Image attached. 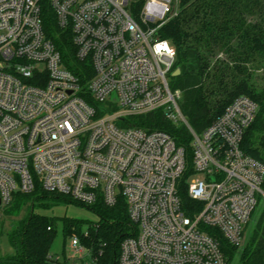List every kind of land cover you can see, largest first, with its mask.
<instances>
[{
  "label": "built area",
  "instance_id": "2783aa9c",
  "mask_svg": "<svg viewBox=\"0 0 264 264\" xmlns=\"http://www.w3.org/2000/svg\"><path fill=\"white\" fill-rule=\"evenodd\" d=\"M45 1L71 33L81 75L44 31ZM131 1L0 0V208L36 184L86 206L122 200L135 233L121 240L117 264H232L213 231L241 246L264 197V163L240 147L258 105L238 96L195 132L170 86L176 50L154 36L178 0H144L143 24ZM158 109L191 134L190 208L179 194L183 147L166 132L119 125ZM69 238L68 254L48 264H92L80 236Z\"/></svg>",
  "mask_w": 264,
  "mask_h": 264
},
{
  "label": "trees",
  "instance_id": "16d2710c",
  "mask_svg": "<svg viewBox=\"0 0 264 264\" xmlns=\"http://www.w3.org/2000/svg\"><path fill=\"white\" fill-rule=\"evenodd\" d=\"M141 6L142 0L131 1L128 10L143 24ZM179 6V12L163 22L156 34L158 38L168 40L176 50L175 66L181 71L171 76L170 86L180 90L181 113L192 129L200 133L236 97H249L256 102L258 110L244 132L240 147L245 154L264 163V88L259 89L253 83L255 65H264V0H180ZM254 16L257 19L252 21L249 17ZM42 19L46 35L61 53L67 67L81 75L85 64L74 57L71 33L57 25L54 12L46 1L42 7ZM217 53H223L225 57L212 62L211 56L216 57ZM84 81L81 78V82ZM119 125L135 126L147 132H166L176 145L183 147L187 166L179 183V194L187 208L195 205L187 195L186 179L192 173V147L186 125L173 122L161 109L129 116ZM15 196L21 197L28 212L22 226L14 231L17 236L15 253L0 255V264H48L56 236L55 219L35 213L33 207L36 201L47 207L73 200L63 194L48 192L39 184L30 193H16L13 198ZM88 207L98 213L99 220L89 224L87 235L79 230V220L62 216L64 236L79 235L82 245L91 252L92 264H117L121 240L135 233V225L128 217L124 202L120 200L113 207L101 203ZM262 223L260 217L257 228L244 246L243 243L241 246L231 245L218 230L213 233L218 236L229 260L236 259V264H264Z\"/></svg>",
  "mask_w": 264,
  "mask_h": 264
},
{
  "label": "rangeland",
  "instance_id": "374dc122",
  "mask_svg": "<svg viewBox=\"0 0 264 264\" xmlns=\"http://www.w3.org/2000/svg\"><path fill=\"white\" fill-rule=\"evenodd\" d=\"M179 2L180 0H178L174 6V12H176L174 15H176L180 10ZM143 3L144 0H142V5ZM174 15L169 16L165 21L169 20ZM249 18L252 21L257 19L256 16ZM154 36L158 38L156 32ZM211 57V61L213 62L215 59L222 60L225 55L223 53H217L216 57ZM169 80H171V77H169ZM253 83L259 89L264 88V65H255L253 69ZM180 100L181 93L179 101ZM196 175L197 177L201 176L200 174ZM262 189H264V187H262ZM13 199L14 200L10 205L0 208V255L2 256H11L15 253L16 248L14 245V241L17 236L14 234V231H17L22 226L24 218L26 217V214L28 212V207L26 206V204H23V200L21 199V197L15 196ZM29 207L31 208L30 205ZM33 209L35 213L44 215L49 219L53 217V219H55L53 225L56 230V236L51 245L50 253L62 254L65 252L66 254H68L69 251L70 238L64 236L63 234L62 222L60 220V217L67 216L79 220V230L83 232L86 231L90 223H95L99 220V215L95 210L86 205L73 201H68L67 203L60 202L59 204H50L47 207L41 206L38 201H36ZM262 213H264V197L258 198V204L252 214L249 224L247 225L243 246L247 243V241H249L248 239H250L251 234L257 228V222ZM75 257L77 256L75 255ZM75 261L76 264H82L81 260L78 257ZM232 264H236V259L233 260Z\"/></svg>",
  "mask_w": 264,
  "mask_h": 264
},
{
  "label": "water",
  "instance_id": "95a60500",
  "mask_svg": "<svg viewBox=\"0 0 264 264\" xmlns=\"http://www.w3.org/2000/svg\"><path fill=\"white\" fill-rule=\"evenodd\" d=\"M133 1H136V0H133ZM180 71H181V69H180V67L179 66H177L176 68H175V71L173 72V75H178L179 73H180Z\"/></svg>",
  "mask_w": 264,
  "mask_h": 264
},
{
  "label": "snow or ice",
  "instance_id": "6c2138e0",
  "mask_svg": "<svg viewBox=\"0 0 264 264\" xmlns=\"http://www.w3.org/2000/svg\"><path fill=\"white\" fill-rule=\"evenodd\" d=\"M166 47V46H165Z\"/></svg>",
  "mask_w": 264,
  "mask_h": 264
}]
</instances>
